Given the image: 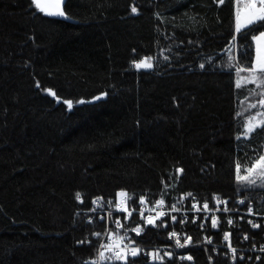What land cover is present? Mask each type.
Wrapping results in <instances>:
<instances>
[{
    "label": "trees",
    "instance_id": "16d2710c",
    "mask_svg": "<svg viewBox=\"0 0 264 264\" xmlns=\"http://www.w3.org/2000/svg\"><path fill=\"white\" fill-rule=\"evenodd\" d=\"M246 2L65 0L60 17L0 0V264H91L121 191L186 206L174 225L122 218L141 252L109 264H150L173 230L193 264H264V182L237 178L264 156V127L247 135L264 112V74L249 72L264 22L236 31ZM224 201L216 227L194 221L192 202Z\"/></svg>",
    "mask_w": 264,
    "mask_h": 264
},
{
    "label": "built area",
    "instance_id": "2783aa9c",
    "mask_svg": "<svg viewBox=\"0 0 264 264\" xmlns=\"http://www.w3.org/2000/svg\"><path fill=\"white\" fill-rule=\"evenodd\" d=\"M141 199H143L144 203H141L140 200L136 206L131 205L130 199H127V205H126L128 209L127 212L121 211L117 208V205L120 204L121 201L120 199L118 202H116V205L114 207V212H115L114 214H116L115 217H112V213L109 211L103 213L101 216L98 215V221L101 223L106 222L107 219L108 227L106 228L105 235L100 242L98 255L91 260V264H108L110 262H120L124 260V259H116L115 257L117 253H119L121 256H126L128 260L129 259L134 260L139 257V253L141 252V247L135 245V242H133L132 237L129 235L128 230H126L125 227H123L122 218L126 219L128 222L131 223L138 221L139 224H147L145 223V220L148 217H151L155 223L156 221L164 220L166 219V217L169 216L171 223L174 225L177 223L178 220L177 216H174L175 211H181L186 206L184 204L182 205L183 209L178 210L179 208L175 209L173 206H171L172 204L169 205L164 200H163V204L159 205L158 202L161 200L152 201V200H147L145 197H142ZM205 204H207L208 206L207 209L204 208ZM191 207L195 214L194 221H198L200 218L203 219V221H207L210 218V216H212L213 221H215V225H213V221H212V225L214 227H216L217 225L216 216L218 214H225V212H229L231 208L227 202L219 203L215 206H210L207 202H203L202 209L199 207L198 202H194V203L192 202ZM129 212L131 213V215L128 214ZM141 213H143V216H141ZM173 217H175V219H173ZM241 219H243V217ZM131 232L137 235V232L133 230ZM172 233H176V236L175 237L172 236ZM170 237L173 238V240H175L174 242L175 244L170 248H165L163 251L162 249L156 251H150L148 253L150 264H155V263L167 264V262L172 261L173 258L176 256L181 261L187 259L184 252L186 248L190 247V244L192 243V239L190 242H187L186 240L183 239L186 236L181 235L179 232H176L174 230L170 233ZM177 238L180 240L181 244L185 245L184 247H180L179 245H177L176 243ZM221 245H225V248L228 251H230L234 257L236 256L238 249L234 248V246L231 243L230 237L228 240H225L223 238V241H221ZM133 249L139 250L137 256L134 258L131 255V251ZM233 249L235 251H233ZM101 253H103V257L101 256ZM142 254H144V252H142ZM154 255H158L160 259L154 258ZM188 260L192 262V259H188Z\"/></svg>",
    "mask_w": 264,
    "mask_h": 264
},
{
    "label": "snow or ice",
    "instance_id": "6c2138e0",
    "mask_svg": "<svg viewBox=\"0 0 264 264\" xmlns=\"http://www.w3.org/2000/svg\"><path fill=\"white\" fill-rule=\"evenodd\" d=\"M33 2L35 3V6L42 12H45L48 15H60L63 16L65 15V13L61 10L60 5L57 3L56 5H48V4H44L41 3V0H33ZM224 0H219V3H223ZM259 5V6H258ZM131 11L133 13H135L137 11V9L135 7H133L131 9ZM243 20V22H242ZM256 22H264V0H247L246 3L243 4V12L241 11V8H237V12H236V31L239 32L241 30L242 27H246L248 25H251L253 23ZM254 39L256 40V64L254 67H252L250 70L252 71L253 75V80L255 81V79H257V77L255 76V74L257 72L260 73H264V33H261L260 36L254 37ZM136 68H151L152 64L150 62V58H145V60L141 61L140 63H137L135 65ZM201 67H203V65H201ZM240 83L237 82V87H240ZM52 95H55V93H51ZM97 99H99V97H97ZM82 102V101H81ZM66 103H68V106L71 107V102L67 101ZM261 105H264V100L260 101ZM252 107H256V105H252ZM256 127H264V122H260L257 123L256 125H252L250 122V126L248 131H255ZM259 167L260 171L257 173V176L251 179H248L247 177L244 176H239L238 175V180L240 181H246L248 184L250 185H254L257 183V179L261 180L262 182H264V156H259L256 158V161L253 162V165L247 169H245L246 172L251 173L253 171L254 168ZM237 173H239L240 171V166L237 165ZM178 171H182V169H179ZM120 198V204L117 205V208L121 211H128L127 209V199H130V197L128 196V193L126 192H119L117 194ZM76 198L78 200H80L81 203H83V200L81 199V196L79 193H77ZM102 198H98L97 201H93V203L99 204V200ZM109 203H111V201H109ZM141 203H144L143 199H141ZM223 203H226V201H224ZM241 203H243V201H241ZM159 205L163 204V200L158 202ZM173 207H175L173 205ZM195 207V206H194ZM207 204L204 205V208L207 209ZM93 211H95V209H93ZM129 215H131V213H128ZM141 216H143V213H141ZM173 219H175V217H173ZM119 223V222H117ZM145 223L147 224H153L154 220L151 217L146 218ZM213 225H215V221H213ZM253 227H258V225H253ZM133 231L137 232V234L140 233V231H142V229L140 228H136L133 229ZM97 236H99L100 234L97 233ZM172 236H176V233H172ZM225 240L229 239V234H225L224 236ZM185 240L187 242L191 241V237H185ZM176 243L177 245H179L180 247H184V244L180 243V240L177 238L176 239ZM138 249H133L131 251V255L135 256L138 254ZM233 251H235L233 249ZM101 256L103 257V253H101ZM116 259H124L126 260V256H121L119 253H117ZM154 258L156 259H160V257L158 255H154ZM187 259H191V257H187Z\"/></svg>",
    "mask_w": 264,
    "mask_h": 264
},
{
    "label": "rangeland",
    "instance_id": "374dc122",
    "mask_svg": "<svg viewBox=\"0 0 264 264\" xmlns=\"http://www.w3.org/2000/svg\"><path fill=\"white\" fill-rule=\"evenodd\" d=\"M64 2H65V0H41V3H44V4H48V5H56L57 3L60 5V8L63 6V4H64ZM239 8H241V6L239 7ZM243 9H241V11H242ZM42 12V11H41ZM243 12V11H242ZM43 13H45V12H43ZM46 14V13H45ZM46 15H48V14H46ZM50 16H56V15H50ZM242 22H243V20H242ZM260 36V35H259ZM256 40H255V48H256ZM255 64H256V55H255V61H254V66H255ZM253 66V67H254ZM251 74H253L252 73V71H249ZM259 74H261L260 72H257L256 74H255V76H258ZM264 74V73H263ZM254 75V74H253ZM251 122V124L252 125H256L257 123H260V122H264V112H263V115H259L257 118H255V119H253L252 121H250ZM250 122L248 123V125H247V135H250L251 133H253L254 131H251V132H249L248 131V129H249V126H250ZM257 128H259V127H256L255 128V130L257 129ZM260 171V168L259 167H256V168H254L253 169V171H252V175H255V176H257V173Z\"/></svg>",
    "mask_w": 264,
    "mask_h": 264
},
{
    "label": "water",
    "instance_id": "95a60500",
    "mask_svg": "<svg viewBox=\"0 0 264 264\" xmlns=\"http://www.w3.org/2000/svg\"><path fill=\"white\" fill-rule=\"evenodd\" d=\"M60 16V15H59ZM60 17H64V16H60Z\"/></svg>",
    "mask_w": 264,
    "mask_h": 264
},
{
    "label": "bare ground",
    "instance_id": "6f19581e",
    "mask_svg": "<svg viewBox=\"0 0 264 264\" xmlns=\"http://www.w3.org/2000/svg\"><path fill=\"white\" fill-rule=\"evenodd\" d=\"M252 248H253V246H252Z\"/></svg>",
    "mask_w": 264,
    "mask_h": 264
}]
</instances>
